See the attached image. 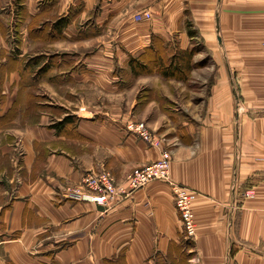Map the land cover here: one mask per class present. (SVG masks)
<instances>
[{
	"label": "crops",
	"instance_id": "1",
	"mask_svg": "<svg viewBox=\"0 0 264 264\" xmlns=\"http://www.w3.org/2000/svg\"><path fill=\"white\" fill-rule=\"evenodd\" d=\"M263 19L264 0H0V264H264ZM157 51L190 53L188 80L208 73L185 103L196 115L165 100L162 84L186 79L154 68L161 86L139 94L130 60ZM46 88L61 115L33 101ZM128 121L165 140L170 178L198 193L192 241L164 181L108 210L61 195L159 158Z\"/></svg>",
	"mask_w": 264,
	"mask_h": 264
},
{
	"label": "built area",
	"instance_id": "2",
	"mask_svg": "<svg viewBox=\"0 0 264 264\" xmlns=\"http://www.w3.org/2000/svg\"><path fill=\"white\" fill-rule=\"evenodd\" d=\"M149 12H139L134 14L135 21L150 19ZM264 27V19H263ZM264 60V37L261 43ZM264 112V110H263ZM125 130L136 134L148 146L159 150V158L146 166L134 168L126 176L125 183H118L107 170L88 171L81 180L74 185H67L61 190V195L74 202H87L105 207L108 210L110 206L126 198L140 188H143L153 180H161L170 186L173 194L175 209L179 215L183 229L184 239L192 241L196 233L195 217L192 204L196 200L198 193L192 188L176 183L170 178L171 154L164 148L165 140L154 134L143 122L128 121L125 124ZM264 160V158H263ZM244 197L251 198L254 192L251 188L245 190ZM264 254V240L261 245Z\"/></svg>",
	"mask_w": 264,
	"mask_h": 264
},
{
	"label": "rangeland",
	"instance_id": "3",
	"mask_svg": "<svg viewBox=\"0 0 264 264\" xmlns=\"http://www.w3.org/2000/svg\"><path fill=\"white\" fill-rule=\"evenodd\" d=\"M158 55H159V52L158 51H157L156 54H153V52H149L148 55H146L145 57H143L142 60H141L142 61V64L145 65L144 66L145 68L143 69V73H141V76L143 75L145 77L142 76V77L139 78V82L143 86L142 88H144L145 85L146 86H148V85L161 86V81L160 80L156 79L153 76H150V75H152L151 73L154 70L153 59H155V57L158 56ZM147 66H148V68H146ZM156 69L158 70V67H156ZM197 72H200V71H197ZM189 74H190V72H189ZM207 75H208L207 72L200 73V76L191 77V75H189L190 76L189 80L191 79V81H189L188 79L185 78L186 79L185 80V83H184L185 87H184L183 83L181 85L180 84L178 85V83H176V82L169 83V84L163 83L162 86H164L165 89H166V91L168 92V94H170V97H166L165 98V100L168 103V105L170 106V104H172V103L175 104L174 103V100H176V97H179L178 100L180 102L177 103V104L182 107L180 109H182L183 111H185L186 113H188V115H191V116L196 115V113H195L196 111L193 108V105H195L197 103V99L194 98L196 102H194L193 104L191 102L192 105L191 104L186 105L185 103H187L186 100H192V96H195V97L200 96L198 93H195L197 90H194V88L196 87V85L200 84V82H203L204 79H206ZM196 82H198V83H196ZM165 89H163L164 92H165ZM192 91H195V92H192ZM153 93H154V96L159 95V93H157V94L155 92H153ZM80 94L83 97L86 96V93L85 92H81ZM139 94L142 96V98L145 95V98H146V97L149 96V89L148 88H144V90L142 91V93H139ZM180 97H183V99H180ZM37 100L40 103H43L44 106L46 105L45 103H49V102H51V104H54V105H52V108L51 109H53L52 111L54 113H56L55 115H57V116L61 115L62 112L65 111L63 109V107H61V105H60V102H63L64 99L61 98L57 94L51 93L47 88L44 89L43 92L38 93V96H35L33 98V101L34 102L37 101ZM29 114H31V113H29ZM188 117H190V116H188ZM139 122H142V121H139ZM168 151L170 153V149H168ZM110 174L112 175V177L116 181V179L113 176V174L111 172H110Z\"/></svg>",
	"mask_w": 264,
	"mask_h": 264
},
{
	"label": "trees",
	"instance_id": "4",
	"mask_svg": "<svg viewBox=\"0 0 264 264\" xmlns=\"http://www.w3.org/2000/svg\"><path fill=\"white\" fill-rule=\"evenodd\" d=\"M158 52L159 55L153 59L154 68L158 67V70L156 69V71L166 78L185 79L187 72L190 70V53H178L172 56L169 60H166L161 56L160 51ZM146 55H144V57ZM141 60L142 59L130 60V65L132 66L134 74L143 73L145 65L142 64ZM146 68H148V66ZM68 119H70V116L63 118L60 122H57L53 126L57 127L59 124Z\"/></svg>",
	"mask_w": 264,
	"mask_h": 264
},
{
	"label": "bare ground",
	"instance_id": "5",
	"mask_svg": "<svg viewBox=\"0 0 264 264\" xmlns=\"http://www.w3.org/2000/svg\"><path fill=\"white\" fill-rule=\"evenodd\" d=\"M82 114V113H81Z\"/></svg>",
	"mask_w": 264,
	"mask_h": 264
}]
</instances>
